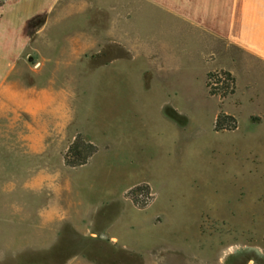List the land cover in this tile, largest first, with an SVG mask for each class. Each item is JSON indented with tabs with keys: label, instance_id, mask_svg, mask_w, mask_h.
<instances>
[{
	"label": "rangeland",
	"instance_id": "rangeland-1",
	"mask_svg": "<svg viewBox=\"0 0 264 264\" xmlns=\"http://www.w3.org/2000/svg\"><path fill=\"white\" fill-rule=\"evenodd\" d=\"M62 2L0 93V264H264V60L156 0Z\"/></svg>",
	"mask_w": 264,
	"mask_h": 264
},
{
	"label": "crops",
	"instance_id": "crops-1",
	"mask_svg": "<svg viewBox=\"0 0 264 264\" xmlns=\"http://www.w3.org/2000/svg\"><path fill=\"white\" fill-rule=\"evenodd\" d=\"M59 1L7 0L0 6V93L9 87L12 73L23 68L26 58L33 57V46L40 41L39 37L33 39L29 32L34 21L44 14H50L49 19L55 18L51 14ZM156 1L190 21L195 28L205 30L213 42L216 37L221 38L230 46L264 60V0ZM30 45L31 51L27 52Z\"/></svg>",
	"mask_w": 264,
	"mask_h": 264
},
{
	"label": "trees",
	"instance_id": "trees-1",
	"mask_svg": "<svg viewBox=\"0 0 264 264\" xmlns=\"http://www.w3.org/2000/svg\"><path fill=\"white\" fill-rule=\"evenodd\" d=\"M6 0H0V6H3L5 4ZM209 83L208 85L211 86V93L215 94L216 92L221 93L223 96H226L228 94V88L229 85L234 81L232 78V75L228 71H221V72H210L208 74ZM213 85H221L223 88V91L220 92L219 86L218 88H214ZM215 90H213V88ZM237 127V121L235 117L226 115V114H220L215 123V129L221 130V129H228L232 130ZM99 147L92 141L86 140L81 134H77L75 138L72 140L70 145L68 146L67 152L64 156L65 164L69 167H79L86 165L92 158V156L98 151ZM147 185V184H146ZM138 185L134 187L132 190H130L128 193L131 194V192L135 191H142L150 190L149 186L147 185ZM134 202L141 207H144L145 204L140 203L138 200H134Z\"/></svg>",
	"mask_w": 264,
	"mask_h": 264
},
{
	"label": "built area",
	"instance_id": "built-area-1",
	"mask_svg": "<svg viewBox=\"0 0 264 264\" xmlns=\"http://www.w3.org/2000/svg\"><path fill=\"white\" fill-rule=\"evenodd\" d=\"M140 185H146V184H140ZM148 185V184H147ZM146 185V186H147ZM149 186V185H148ZM149 188H150V190H145V189H143L142 191H135L136 192V196H140V198L142 199V202H143V204H145V205H148L151 201H152V195H154L153 193H152V190H151V187L149 186ZM133 189V188H132ZM135 192H133V193H135ZM132 192H131V195L133 194ZM133 196V195H132ZM132 198V197H131ZM141 202V203H142Z\"/></svg>",
	"mask_w": 264,
	"mask_h": 264
},
{
	"label": "water",
	"instance_id": "water-1",
	"mask_svg": "<svg viewBox=\"0 0 264 264\" xmlns=\"http://www.w3.org/2000/svg\"><path fill=\"white\" fill-rule=\"evenodd\" d=\"M103 236H106V234H103Z\"/></svg>",
	"mask_w": 264,
	"mask_h": 264
}]
</instances>
